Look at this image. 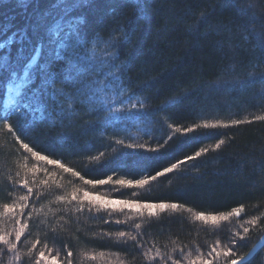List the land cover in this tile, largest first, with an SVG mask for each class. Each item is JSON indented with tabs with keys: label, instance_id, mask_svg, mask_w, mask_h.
Wrapping results in <instances>:
<instances>
[{
	"label": "trees",
	"instance_id": "1",
	"mask_svg": "<svg viewBox=\"0 0 264 264\" xmlns=\"http://www.w3.org/2000/svg\"><path fill=\"white\" fill-rule=\"evenodd\" d=\"M55 2L0 0V42L16 34L0 56L9 57L18 75L41 43L40 63L52 59L49 52L55 46L48 43V29L59 18ZM72 17H82L78 28L85 37L100 34L78 55L88 63L115 53L124 87L140 114L104 124L74 104L70 90L63 88L56 96L48 93L45 101L50 103L41 104L40 112L16 113L10 106L13 132L0 122V235L17 247L10 250L0 241V264H36L41 251L46 259L40 264H53V257L57 264L69 259L71 264H166L159 258L147 260L143 254L149 249L152 255L156 249L170 254L180 264L208 259L224 264L222 255L217 259L208 253L214 246L222 253L233 239L239 253H247L264 233L253 227L244 240L235 235H243L241 224L249 227L244 221L253 217L264 225V121L255 119L264 115V47L258 39L264 37V0H88L66 19ZM113 42L115 49L108 47ZM10 79V73H0V117ZM234 119L251 122L231 125ZM217 122L216 128L203 127ZM185 128L193 132L185 133ZM17 136L34 151L80 172L84 180L32 157ZM117 140L146 147L123 149L121 156ZM220 140L224 143L216 149ZM202 148L209 150L144 188L115 183L155 175ZM101 152L105 155L94 159ZM138 163L145 166L138 168ZM108 176L112 180L103 185L84 182ZM84 191L108 200L166 201L183 207L150 219L146 212L141 217L119 205H89ZM22 196L29 199L21 201ZM240 205L244 212L239 219L217 227L195 220L197 212L218 214ZM21 227L24 233L16 241ZM119 231L137 241L118 238ZM244 264H264V245Z\"/></svg>",
	"mask_w": 264,
	"mask_h": 264
},
{
	"label": "snow or ice",
	"instance_id": "2",
	"mask_svg": "<svg viewBox=\"0 0 264 264\" xmlns=\"http://www.w3.org/2000/svg\"><path fill=\"white\" fill-rule=\"evenodd\" d=\"M87 4L88 0H56L53 5L54 8L60 9L59 18H55V23L48 29L50 33V39L48 41L49 45H54V48L50 49L49 55L52 57L51 60H46L44 63H40L42 51L45 47L43 43L37 45L34 54L24 64L22 69V74L18 75L15 65L10 66L8 64L9 57L7 55L0 56V73H10L11 79L8 82L7 92L8 96L5 101V109L12 106L16 113H21L23 110H30L33 113L40 112L42 109L41 104L45 107L48 103L45 101V97L48 93L52 96H56L59 89H68L69 98L74 104L78 105L85 113H88L96 118L97 121H102L104 124H112L114 122L125 121L131 119L133 116L139 115L140 112L137 111L138 105L133 102L132 94L129 90L124 87L125 81L122 79L124 75L123 69L117 67L115 61L118 56L113 53L110 54L106 59H98L96 61H91L85 63V59L80 57L78 54L81 50L87 48L90 39H95L99 33H94L92 37H85L81 30L78 28V24L83 23L82 17H72L66 19L68 14L74 9L79 7L81 4ZM61 34H63V39H61ZM16 34L13 33L6 41L0 42V49H4L13 43ZM115 41V37H110ZM23 35L21 36V40ZM260 46L264 47V37H259ZM109 48L115 49L117 47L116 43L108 44ZM22 51V49H21ZM37 79H39V84H36ZM35 85V87H33ZM27 97L25 98V94ZM139 107L142 109L144 105L141 103ZM55 108V105H53ZM12 113H7L0 117V122L3 124V128L9 133L13 132V124L9 123V116ZM44 117L41 115L40 120ZM256 120L264 121V115L256 116ZM39 122V121H37ZM251 121H242L234 119L231 121V125H239L241 123ZM91 123V121H89ZM219 126V122L209 124L205 123L203 127L216 128ZM223 127H228V124H223ZM177 133L181 132L180 128H176ZM185 133H192L193 128H185L183 130ZM19 142L20 147L23 148L27 153H30L32 157H36L39 161H45L47 165H58L65 173H70L72 177H79L80 180H84V176L78 171H74L71 167H65L64 164L60 162L59 159H50L49 155L41 154V150H35L30 147L29 143L24 142L19 136L16 137ZM121 146L120 155L123 156V149H145V144H125L123 140H117L115 142ZM224 143V140H220L216 143L215 148L219 149ZM148 152H157L156 148H148ZM209 149L202 148L200 151L195 152L193 156H187L184 160H178L176 163H172L169 167H164L162 171H156L155 175L151 173H146L141 176V178L134 179H119L115 183L121 186H137L139 188H144L149 185L151 181L157 180L158 177L165 176L167 173H172L174 170L180 168V166L186 161L194 160L201 156L202 153L207 152ZM105 154L100 153V156L94 157L96 160H100ZM111 159V157H109ZM117 163H122L118 160ZM145 165L137 164L138 168H143ZM112 180L111 176H108L107 180H85L86 184H100L103 185ZM23 187L28 189L31 193L32 189L28 188L27 182L24 183ZM21 201H27L28 196L20 197ZM73 201L77 199L74 193L71 197ZM83 200L87 201L89 205H92L93 201L98 202L99 206L108 208L113 205H119L120 210L124 208H129L134 210L139 216L143 217L144 213H147L148 218L157 217L158 213H165L168 210H177L183 205L176 202H138V201H128V200H108L101 198L99 196H94L88 191L83 192ZM7 208L8 206L5 205ZM25 204L20 205L21 211H23ZM244 212V206L234 207L228 212L221 213H205L197 212L195 216L196 221L204 222L207 225L209 222L213 227H217L220 222L229 221L232 218L239 219L241 214ZM259 217H253L244 221L249 227H245L241 224L243 235L236 233L239 240H244L251 231L253 227H259L261 232H264V225H258ZM117 224L120 221H116ZM137 229L141 227L139 223L135 225ZM24 233V228L21 227L15 236L16 241L21 240V236ZM118 238L127 237L132 241H137V237L132 235L129 236L128 233L124 231H119L117 233ZM0 241H3L5 245L9 246L10 250H15L17 244L10 241L6 236L0 235ZM219 243V242H217ZM264 243V240H262ZM35 247V246H33ZM258 247V246H254ZM152 249H149L143 255L147 260L155 261L157 258L166 261H172V264H180V260H173L170 254L162 253L159 249L155 250V255H152ZM172 251H176L174 248ZM215 254L216 258L222 255L224 264H244L247 257L251 256L253 253L248 252L245 254H240L239 250L236 248V240L233 239L230 245L222 252H216V247L214 246L208 253L211 257ZM73 253L69 251L67 256L71 258ZM46 259L45 253L41 251L39 253V258L36 260V264H40V260ZM53 264H57L56 259L52 258ZM68 264H71V259H69ZM190 264H196L195 261H191ZM202 264H213L212 259H208L202 262Z\"/></svg>",
	"mask_w": 264,
	"mask_h": 264
},
{
	"label": "water",
	"instance_id": "3",
	"mask_svg": "<svg viewBox=\"0 0 264 264\" xmlns=\"http://www.w3.org/2000/svg\"><path fill=\"white\" fill-rule=\"evenodd\" d=\"M10 106L11 105H9V107L4 110V115L6 114V112H8V110L10 109ZM262 240H264V233L261 235V237L258 239V241L251 247V249L248 251V252H252L253 254L251 256L247 257L246 261H248L254 255V253L264 245V243H262ZM254 246H258V247L254 248Z\"/></svg>",
	"mask_w": 264,
	"mask_h": 264
},
{
	"label": "rangeland",
	"instance_id": "4",
	"mask_svg": "<svg viewBox=\"0 0 264 264\" xmlns=\"http://www.w3.org/2000/svg\"><path fill=\"white\" fill-rule=\"evenodd\" d=\"M7 96H8V92H7V95H6V99H7ZM6 99H5V101H6Z\"/></svg>",
	"mask_w": 264,
	"mask_h": 264
},
{
	"label": "bare ground",
	"instance_id": "5",
	"mask_svg": "<svg viewBox=\"0 0 264 264\" xmlns=\"http://www.w3.org/2000/svg\"><path fill=\"white\" fill-rule=\"evenodd\" d=\"M3 115H4V112H3Z\"/></svg>",
	"mask_w": 264,
	"mask_h": 264
}]
</instances>
